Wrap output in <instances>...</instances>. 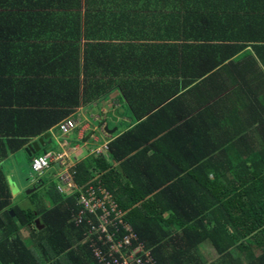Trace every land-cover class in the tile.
Instances as JSON below:
<instances>
[{
  "label": "trees",
  "instance_id": "16d2710c",
  "mask_svg": "<svg viewBox=\"0 0 264 264\" xmlns=\"http://www.w3.org/2000/svg\"><path fill=\"white\" fill-rule=\"evenodd\" d=\"M202 1L0 0V164L119 90L137 124L77 186L101 184L157 264H208L204 244L264 264V0ZM35 187L14 206L0 168V264H98L79 192L52 183L44 206Z\"/></svg>",
  "mask_w": 264,
  "mask_h": 264
},
{
  "label": "built area",
  "instance_id": "2783aa9c",
  "mask_svg": "<svg viewBox=\"0 0 264 264\" xmlns=\"http://www.w3.org/2000/svg\"><path fill=\"white\" fill-rule=\"evenodd\" d=\"M78 125L77 121L67 119L59 126L62 135L66 136ZM61 146L67 148L69 144L63 141ZM105 151H108V145L101 153ZM67 159L66 149L49 150L34 158L32 171L42 176L56 167L59 170L57 183L60 193L71 196L79 192V212L74 222L77 227L85 230L83 245L89 247L98 264H157L152 252L124 221V214L113 196L101 184L80 189L72 176L73 169L70 170L66 164Z\"/></svg>",
  "mask_w": 264,
  "mask_h": 264
},
{
  "label": "crops",
  "instance_id": "0c3cea01",
  "mask_svg": "<svg viewBox=\"0 0 264 264\" xmlns=\"http://www.w3.org/2000/svg\"><path fill=\"white\" fill-rule=\"evenodd\" d=\"M205 1L207 0H203L202 3ZM234 1L235 0H229V4L227 5L226 8L232 6ZM183 6H184L183 4L180 5V7ZM187 6L189 7V9L192 8L193 10H195L196 8L198 9L199 7H200L199 9L202 8L207 9L206 7H204L205 5L197 7L193 3ZM201 31L203 30L200 29V32ZM210 32H213V30H210ZM245 54H249V57L247 58V60H245L246 63L252 60V58L256 60L258 59L256 52L254 51V48L252 47L251 43H248L246 49L244 50L243 53L240 54L238 58H241ZM69 119L77 121L79 125L69 135L66 136L62 135L61 133H59L60 136L53 134L60 131V126L53 129L50 132L51 133L50 139L51 141L54 142L55 145H57V149H51V150H56V151L65 150L66 148H63L61 146V143L64 141L65 143L69 144L71 150L76 148L75 152L72 153V159L76 164L86 161L92 155L102 156V154L104 153L101 152L97 153L96 151L97 150L102 151V148H104L106 145H109L113 140L117 139L125 132L134 128L137 124L132 116V112L130 108L128 107L126 101L124 100L119 90L113 91L112 93L108 94L107 96H104L103 98L99 99L94 103H90L88 105H82L75 111V113ZM52 135H54V137H52ZM100 144L103 145L99 146ZM25 148L22 150H25ZM12 155L10 154L8 158H6L1 162L0 168L3 172H4L3 167L5 163H7L10 160L11 156L13 158H15L16 156L15 154ZM52 170L57 172V176H58L59 170L56 167H53ZM6 180H7V175H6ZM41 181L43 180L41 179L40 182ZM38 182L39 181H37V184ZM55 183L57 184V179Z\"/></svg>",
  "mask_w": 264,
  "mask_h": 264
},
{
  "label": "rangeland",
  "instance_id": "374dc122",
  "mask_svg": "<svg viewBox=\"0 0 264 264\" xmlns=\"http://www.w3.org/2000/svg\"><path fill=\"white\" fill-rule=\"evenodd\" d=\"M59 133H61V131H58L53 134L60 136ZM52 137H54V135H52ZM102 145L103 144H100L99 146ZM56 147L57 145H55V148ZM103 149L104 148H102V150ZM44 150L45 149H43L42 152H44ZM75 150L76 148L72 150L70 149V147L66 148V153L68 155L66 164L68 165L70 170L71 169L74 170L77 166V164L72 159V153H74ZM96 152L100 153L101 150H97ZM15 155H16L15 158H13L12 155L10 157V160L7 163H5L3 167L4 172L7 175L8 184L13 194V205L21 207L22 209L33 207L31 199L29 198V196H27V192L33 190L34 186H36L35 184H37V181H40L42 179L46 183V187L38 192L37 198L41 202V205L48 206L49 200L47 198V193H46L48 191L47 188H49L52 185V183H55L56 179L58 180L57 172L51 170L50 172L43 174L42 176L36 175L33 173L32 168L30 166L31 160L29 158L28 151L21 150L15 153ZM26 236H27L26 238H29L28 232L26 233ZM199 255L208 264L215 262L217 259V255L215 251L209 244H204L202 246Z\"/></svg>",
  "mask_w": 264,
  "mask_h": 264
},
{
  "label": "water",
  "instance_id": "95a60500",
  "mask_svg": "<svg viewBox=\"0 0 264 264\" xmlns=\"http://www.w3.org/2000/svg\"><path fill=\"white\" fill-rule=\"evenodd\" d=\"M112 133V132H111ZM51 138V133H47L45 135H43L42 138L37 139L36 141H34L31 145H29L28 147L25 148L26 151H30L29 155L30 157L35 155L37 152H40L42 150V148L45 146L46 142L51 143L52 141L50 140ZM41 182H38V185ZM37 191V188H33V190L27 192V196H30L32 194H34ZM13 216V215H12ZM39 221H36V225L39 226ZM40 230H42V228H40Z\"/></svg>",
  "mask_w": 264,
  "mask_h": 264
}]
</instances>
